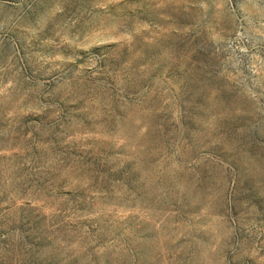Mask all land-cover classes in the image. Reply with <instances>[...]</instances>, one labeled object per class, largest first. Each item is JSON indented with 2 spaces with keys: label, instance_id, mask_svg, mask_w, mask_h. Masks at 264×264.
<instances>
[{
  "label": "rangeland",
  "instance_id": "1",
  "mask_svg": "<svg viewBox=\"0 0 264 264\" xmlns=\"http://www.w3.org/2000/svg\"><path fill=\"white\" fill-rule=\"evenodd\" d=\"M0 264H264V0H0Z\"/></svg>",
  "mask_w": 264,
  "mask_h": 264
}]
</instances>
